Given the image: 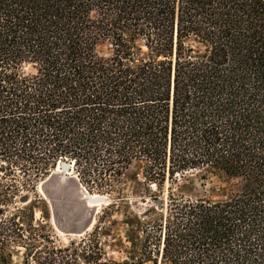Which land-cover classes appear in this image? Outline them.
<instances>
[{
	"label": "trees",
	"instance_id": "1",
	"mask_svg": "<svg viewBox=\"0 0 264 264\" xmlns=\"http://www.w3.org/2000/svg\"><path fill=\"white\" fill-rule=\"evenodd\" d=\"M60 163L89 193L140 165L147 185L198 171L225 196L171 190L120 263L18 205ZM1 212L0 264L11 245L23 264H264V0H0Z\"/></svg>",
	"mask_w": 264,
	"mask_h": 264
},
{
	"label": "rangeland",
	"instance_id": "2",
	"mask_svg": "<svg viewBox=\"0 0 264 264\" xmlns=\"http://www.w3.org/2000/svg\"><path fill=\"white\" fill-rule=\"evenodd\" d=\"M99 51L108 55L109 44L101 45ZM51 176V179L49 177L40 182L35 192H23L22 197L16 200L18 205L34 206L36 223L51 227L58 246L66 247L91 235L99 240L108 259L120 263L129 262L132 256L139 254L143 240L142 230L152 219H160L166 213L171 190L176 195L190 199L216 200L225 196V185L219 177L204 175L198 171L178 176L175 183L167 179L163 187H157L147 185L142 167L134 165L112 194L98 191L89 193L76 175L68 176L63 172L53 171ZM77 185L81 187L78 188ZM74 188H77L79 197ZM88 195L105 196L106 200L99 207L91 208L87 204ZM153 195L157 196V200L152 198ZM159 201L164 204L162 210L158 209ZM13 209L11 206L2 211L8 214ZM132 241H135L136 247ZM8 253L11 254L9 264H23V248L11 245ZM158 258L143 264H160Z\"/></svg>",
	"mask_w": 264,
	"mask_h": 264
},
{
	"label": "water",
	"instance_id": "3",
	"mask_svg": "<svg viewBox=\"0 0 264 264\" xmlns=\"http://www.w3.org/2000/svg\"><path fill=\"white\" fill-rule=\"evenodd\" d=\"M60 169L63 171V172H65L66 174H68L69 173V171H73V169H72V166L71 165H69V164H61L60 165ZM78 186V185H77ZM81 187V186H80ZM79 186H78V188H80ZM87 200H88V202H90L91 204H100V203H104L105 202V200H106V197L105 196H100V197H98V198H93L92 196H89V197H87ZM26 201V200H25ZM164 208V204H163V202H161V201H159L158 202V209L159 210H162Z\"/></svg>",
	"mask_w": 264,
	"mask_h": 264
},
{
	"label": "bare ground",
	"instance_id": "4",
	"mask_svg": "<svg viewBox=\"0 0 264 264\" xmlns=\"http://www.w3.org/2000/svg\"><path fill=\"white\" fill-rule=\"evenodd\" d=\"M60 165H61V163L58 165V167H57V169H55L54 170V173H60V172H63L61 169H60ZM74 171V170H73ZM72 170L71 171H69V173L67 174L68 176H75V173L73 172ZM63 173H65V172H63ZM66 174V173H65ZM75 178V177H74ZM78 181V180H77ZM44 184V183H43ZM89 196H92V195H88V197ZM93 198H98L99 196L98 195H95V196H92ZM74 198H75V195H74ZM74 200H76V199H74ZM88 204V206L89 207H91V208H97V207H99L100 205H102L101 203L100 204H91L90 202H88L87 203Z\"/></svg>",
	"mask_w": 264,
	"mask_h": 264
}]
</instances>
